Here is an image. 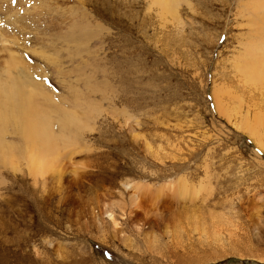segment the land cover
Segmentation results:
<instances>
[{
    "label": "rangeland",
    "instance_id": "rangeland-1",
    "mask_svg": "<svg viewBox=\"0 0 264 264\" xmlns=\"http://www.w3.org/2000/svg\"><path fill=\"white\" fill-rule=\"evenodd\" d=\"M249 1L0 0L4 44L45 95L0 118V264H264V151L240 129L264 88L234 66ZM27 125L39 165L61 159L34 194Z\"/></svg>",
    "mask_w": 264,
    "mask_h": 264
},
{
    "label": "bare ground",
    "instance_id": "bare-ground-1",
    "mask_svg": "<svg viewBox=\"0 0 264 264\" xmlns=\"http://www.w3.org/2000/svg\"><path fill=\"white\" fill-rule=\"evenodd\" d=\"M93 0H80V4L83 5V7L86 5V4H91ZM169 1V0H167ZM175 1V0H174ZM164 2V0H163ZM262 2V3H261ZM260 3H257V2H254V1H249L247 2V4L245 5H242V9L244 11H241L243 15L242 18H244L245 15H247L246 19L249 21V25H250V29H251V33H249V42H248V45L247 47H249L250 50H248L249 52V55L247 57V59H245L244 61L243 60H240L241 62L239 63V61H237L238 64L234 65L235 68H236V71L239 72V74L241 75V77L239 78L241 83L245 80V84L246 82L248 84H251V85H254L255 88H264V0H261ZM167 3V2H165ZM164 3V5H165ZM171 3V0L170 2ZM246 3V2H245ZM168 5V3L166 4ZM170 6V5H169ZM165 8V7H164ZM166 9V8H165ZM94 10V9H93ZM169 10V9H168ZM172 10V9H171ZM170 10V11H171ZM250 11L252 12V14H254L253 17H251L250 15L247 14V11ZM95 11V10H94ZM111 11V10H110ZM161 11V10H160ZM163 12V11H162ZM161 12V13H162ZM95 13L97 14L98 12L95 11ZM112 13V11H111ZM98 15V14H97ZM99 16V15H98ZM102 16V15H101ZM167 16V15H166ZM109 18V17H108ZM247 23V22H245ZM4 34L3 33H0V42H2L3 44L2 47H1V51L3 50L4 52H7V58L5 60H3L2 62L6 65H8V68L7 70H5V72L8 74V77L7 78H0V118H2L3 120H7L8 118H6V114L7 115H12L14 112H17V110H19L18 112H22L23 113V116L25 114V112L28 113V109L33 111L32 108H31V104H27V102L29 101H32L30 100L31 99V94H34V96H39L42 98L45 97V95H41L39 94V90L41 91V88H40V85L36 82L38 81L39 79L35 78L33 76V74H31V72H28L29 73H26V71L24 72V68H23V64L21 62V60L16 56V54L14 53V50L11 49V47L9 45H6L4 44L6 41H7V38L8 37H5L3 36ZM11 43V42H10ZM13 43V42H12ZM69 43V42H68ZM7 44H8V41H7ZM0 51V53H1ZM236 56V55H235ZM1 64V63H0ZM10 68H17V70H19V73L17 74H13L11 72V69ZM4 73V74H6ZM2 74V75H4ZM6 76V75H5ZM226 80V79H225ZM247 84V85H248ZM250 85V86H251ZM224 88L220 90V92L218 93H223L221 94L222 97H224L223 100H225L223 103V106H225V108H223V106L219 105V109L221 111L222 114L226 115L228 119H230V116L231 115H234L236 114V109L238 107H236L234 104L235 103V99L232 95V92L231 90L228 89L227 86H225L223 84ZM258 90V89H257ZM260 90V89H259ZM94 91L96 92V90L94 89ZM264 92V91H263ZM214 94V93H213ZM235 95V94H234ZM263 95V94H262ZM238 97V96H237ZM264 97V96H263ZM34 97H32L33 99ZM38 99V97H37ZM47 99V97H46ZM51 99V98H50ZM113 99V97H112ZM35 100V99H34ZM49 100V99H48ZM56 101V100H55ZM110 101H111V97H110ZM40 103V102H39ZM38 103V105H39ZM51 103V102H50ZM35 105H37L36 103L33 104L34 108H35ZM45 105V104H44ZM232 105V106H231ZM238 105V104H236ZM236 107V109H235ZM239 107H241L239 105ZM31 108V109H30ZM40 106L38 107V110ZM43 110L44 109V106H43ZM47 110V109H46ZM68 110V109H66ZM60 111V110H59ZM69 111V110H68ZM62 112V111H61ZM64 112V111H63ZM62 112V113H63ZM67 113V112H66ZM220 113V114H221ZM29 114V113H28ZM27 114V115H28ZM39 114V113H38ZM68 114V113H67ZM245 115L241 114L243 117L242 119L240 120V129H242L244 132L246 131L248 133L249 136H252L255 140V142H257L256 145H258V147H260V149H262L264 151V143L262 141V137H263V128H264V115H260V112H257V113H254L253 114V119L251 120L250 118H248V112L246 111V113H244ZM31 115V113L29 114ZM28 115V116H29ZM5 116V117H4ZM15 117V116H14ZM30 118V117H29ZM24 119V118H23ZM26 119V118H25ZM32 119V118H31ZM64 119V118H63ZM73 119V118H72ZM11 120V118H10ZM16 120V119H13V121ZM23 120H21L22 122ZM43 121V120H42ZM9 122V121H8ZM28 122V120L26 121ZM33 122V121H32ZM73 122V121H72ZM5 125V127H1L2 124ZM10 123V122H9ZM35 123V122H34ZM45 123V122H44ZM66 123V122H64ZM79 123V122H78ZM0 128H3V133L1 134L2 135V139L3 137H5L6 135L8 134H11L13 133V131H10L9 127H6L7 125V122L4 121L2 122V120L0 119ZM3 125V126H4ZM14 125V124H13ZM38 125V124H37ZM59 125V124H58ZM68 125V124H67ZM75 125V123H74ZM8 126V125H7ZM41 126V125H40ZM49 126V125H48ZM72 126V125H71ZM70 126V127H71ZM31 127V126H30ZM33 127V126H32ZM38 127V126H37ZM61 127V126H60ZM77 127V125H76ZM8 128V129H7ZM19 128V127H18ZM34 128V127H33ZM32 130H35L33 129ZM44 128V127H43ZM81 128V127H80ZM4 129H6L4 131ZM25 130L26 133L25 135L27 134L26 138L30 141L31 143V146L30 148L28 149V151L26 150V154H27V160H28V163H29V166H28V174L30 175V177H32V180H33V183H34V188L30 190V193L31 194H34L38 191L39 188L42 189V186L45 185V180H46V174L48 173H53V174H57L60 172V167H59V164H60V161L61 159H59V161L57 160L58 159V156L56 157V155H54V153L51 155L52 158L46 160L45 163H42L41 165H39V161L38 159L33 156V155H36L35 153H33V155H31V153L34 151L35 147V141L37 140L36 137H32L33 134L31 133L30 131V128L27 126H25ZM48 129V128H47ZM60 129V128H59ZM0 130V131H1ZM24 130V129H23ZM61 130V129H60ZM67 130V129H66ZM65 130V131H66ZM75 130V129H74ZM79 130V129H78ZM82 130V128H81ZM17 130H15L16 132ZM37 131V130H36ZM42 131V130H41ZM14 132V133H15ZM38 132V131H37ZM40 132V131H39ZM38 132V133H39ZM41 133V132H40ZM0 135V137H1ZM38 135V134H37ZM50 135H52L50 133ZM43 137V136H41ZM45 137V136H44ZM49 137V136H48ZM53 137V136H52ZM47 138V137H46ZM5 139V138H4ZM44 139V138H43ZM54 139V138H52ZM51 138H49V140H46L48 141L49 143L52 142L53 143V140ZM23 140V139H22ZM41 140V139H40ZM52 140V141H51ZM64 140V138H63ZM24 141V140H23ZM45 141V139H44ZM43 141V142H44ZM45 141V142H46ZM55 141H56V138H55ZM71 141V140H70ZM0 142H1V138H0ZM3 142V141H2ZM28 142V141H27ZM37 142H41V141H37ZM58 142V141H57ZM254 142V143H255ZM4 143V142H3ZM7 143V142H6ZM5 143V144H6ZM26 143V142H25ZM64 143V142H63ZM1 144V143H0ZM4 144V145H5ZM9 144V143H8ZM7 144V145H8ZM13 144V143H12ZM42 144V143H41ZM47 144V143H46ZM50 144V145H52ZM65 144V143H64ZM63 144V147L64 146H67ZM3 145V146H4ZM14 145V144H13ZM45 145V143L43 144ZM42 145V146H43ZM58 145V143H57ZM6 146V145H5ZM18 146V145H17ZM54 146V145H53ZM51 146V148L53 147ZM56 146V145H55ZM54 146V147H55ZM16 147V146H15ZM20 147V146H19ZM47 147V146H46ZM48 147H49V144H48ZM5 150L7 147H4ZM50 148V147H49ZM62 148V147H61ZM67 148V147H66ZM1 149V147H0ZM8 149H10L8 147ZM44 149V148H43ZM47 149V148H46ZM69 149V148H68ZM3 150V151H5ZM20 150V148L18 149ZM22 150V149H21ZM37 150H38V147H37ZM70 150V149H69ZM68 150V151H69ZM2 151V149L0 150ZM24 151V150H22ZM53 151V150H52ZM25 152V151H24ZM49 152V151H48ZM70 152V151H69ZM43 153V152H42ZM56 153V151H55ZM66 154V153H65ZM2 155V154H1ZM1 155H0V158H1ZM59 155V153L57 154ZM62 155V154H61ZM3 156V155H2ZM7 156L10 158L9 154H7ZM55 156V157H54ZM6 157V159L8 158ZM53 157L56 159V161H53ZM4 158V157H3ZM18 158V157H16ZM5 159V158H4ZM13 159V158H12ZM54 159V160H55ZM63 159V158H62ZM66 159V157H65ZM68 159V157H67ZM66 159V161H67ZM70 159V158H69ZM11 160V158H10ZM9 160V162H11ZM15 160V159H13ZM12 160V162H13ZM24 160V159H23ZM22 160V161H23ZM6 161V160H5ZM42 161V160H41ZM8 162V163H9ZM17 162V161H16ZM55 162V163H54ZM65 162V161H64ZM5 163V162H4ZM25 163H26V160H25ZM3 165V163H1ZM12 164V163H11ZM14 165V164H13ZM18 165V164H17ZM62 165V164H61ZM9 166V165H8ZM10 167V166H9ZM8 167V168H9ZM17 167V166H16ZM65 167V166H64ZM14 168V167H13ZM12 168V169H13ZM18 168V167H17ZM6 169V167H5ZM62 170V169H61ZM62 172V171H61ZM64 174V173H63ZM51 175V174H50ZM40 185V186H39ZM124 186L126 187H130L128 184H124ZM132 190H134L129 198H130V202L131 203H136L138 196L137 195V192L136 191H139L140 188L139 186H135V187H130ZM129 189V188H128ZM183 189V188H182ZM186 190V193H187V189ZM183 190V191H185ZM179 191V190H178ZM140 192V191H139ZM181 194V193H180ZM139 203V201H138ZM124 205V204H122ZM121 209V208H120ZM123 209V208H122ZM110 211V210H109ZM113 212V211H112ZM104 213H108V211H104ZM110 217L112 216V213L110 212L108 214ZM112 218V217H111Z\"/></svg>",
    "mask_w": 264,
    "mask_h": 264
}]
</instances>
